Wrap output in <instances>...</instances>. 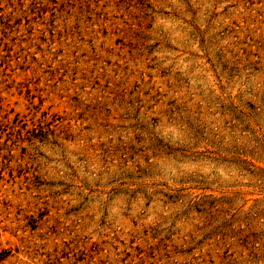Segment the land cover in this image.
I'll list each match as a JSON object with an SVG mask.
<instances>
[{
	"label": "rangeland",
	"instance_id": "374dc122",
	"mask_svg": "<svg viewBox=\"0 0 264 264\" xmlns=\"http://www.w3.org/2000/svg\"><path fill=\"white\" fill-rule=\"evenodd\" d=\"M0 264H264V0H0Z\"/></svg>",
	"mask_w": 264,
	"mask_h": 264
}]
</instances>
